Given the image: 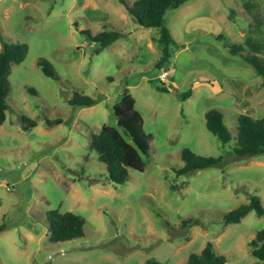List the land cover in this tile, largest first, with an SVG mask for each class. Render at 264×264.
<instances>
[{"label":"rangeland","instance_id":"1","mask_svg":"<svg viewBox=\"0 0 264 264\" xmlns=\"http://www.w3.org/2000/svg\"><path fill=\"white\" fill-rule=\"evenodd\" d=\"M165 22L178 42L158 68L159 29L139 24L122 0H0V32L29 45L12 66L0 125V264H188L209 242L226 264H264L251 246L264 215L223 219L254 194L264 203V154L234 160L235 141L222 143L206 124L217 107L236 137L240 114L264 116L263 77L243 57L247 38L264 33V0H188L169 8ZM87 31L121 35L97 51ZM43 58L58 79L44 74ZM127 89L153 139L145 171L131 169L117 185L91 138L105 124L123 132L113 106ZM75 91L98 103L71 104ZM185 148L233 160L181 175ZM52 209L85 216V236L51 241Z\"/></svg>","mask_w":264,"mask_h":264},{"label":"trees","instance_id":"2","mask_svg":"<svg viewBox=\"0 0 264 264\" xmlns=\"http://www.w3.org/2000/svg\"><path fill=\"white\" fill-rule=\"evenodd\" d=\"M188 0H136L133 4L125 3L127 10L136 21L147 27H156L159 29V36L156 40L162 46L163 55L157 62V67L161 68L167 64L172 55V46L176 45L178 40L172 33L171 29L166 25L165 16L169 8L179 7ZM247 38L246 43L250 46V51L243 57L246 62L251 64L256 72L263 77L264 84V58L259 52L264 47V33ZM91 39L98 43L97 51H100L120 38L121 33L118 31H102L93 34L87 31ZM0 39L3 47L0 50V125L7 119L8 104L7 99L10 93L9 75L12 66L15 63L22 62L28 52L29 45L26 42H14L8 40L2 32ZM244 48V46H239ZM238 49L237 52L240 51ZM39 65L45 75L58 79L59 76L55 71L54 64L46 59H40ZM169 90L167 87L160 88ZM193 87L182 92L180 95L184 100L191 97ZM71 104L75 106H93L98 103V99L89 94L74 92L70 98ZM136 98L127 89L122 95L119 102L113 106V111L117 118L121 120V128L123 132L114 125L105 124L98 133H94L91 138V147L99 154V159L107 165L109 178L114 184L123 185L130 178V170L145 171L147 161L145 156L150 154L151 141L153 133H148L144 127V118L142 113L136 108ZM23 121L36 126L37 120L27 116H23ZM206 124L211 132H213L219 140L224 143L235 141L232 145L233 159H242L245 157H255L264 154V116L254 117L247 113H242L238 117V133L234 137L230 128L225 122L224 113L217 107L211 108L206 112ZM129 137L131 140H129ZM183 159L185 165L177 170L178 174H190L192 172L210 167L219 166L221 164L230 163L227 161V155L219 156L198 155L191 149L183 150ZM226 162V163H225ZM255 210L259 215H264V203L259 195L251 196L250 201L243 203L237 208L227 212L224 216V222L238 223L247 216V214ZM50 224L49 239L54 242H63L73 240L86 234L85 216L72 211H61L60 209H52L47 213ZM193 220L199 223L198 219H188L189 223ZM7 223L0 225V231L6 228ZM252 254L258 259L264 260V228L260 229L256 237L251 241ZM227 257L218 254L213 248V244L209 242L201 253H192L189 257L188 264H226ZM147 264H164L155 257H150Z\"/></svg>","mask_w":264,"mask_h":264},{"label":"built area","instance_id":"3","mask_svg":"<svg viewBox=\"0 0 264 264\" xmlns=\"http://www.w3.org/2000/svg\"><path fill=\"white\" fill-rule=\"evenodd\" d=\"M169 76V71L168 70H163L160 74V79L162 81H167V78Z\"/></svg>","mask_w":264,"mask_h":264},{"label":"water","instance_id":"4","mask_svg":"<svg viewBox=\"0 0 264 264\" xmlns=\"http://www.w3.org/2000/svg\"><path fill=\"white\" fill-rule=\"evenodd\" d=\"M119 124H120V125L122 124L121 120H119Z\"/></svg>","mask_w":264,"mask_h":264}]
</instances>
